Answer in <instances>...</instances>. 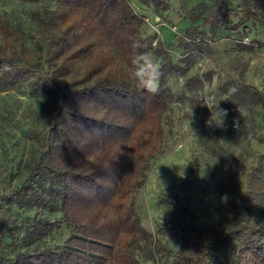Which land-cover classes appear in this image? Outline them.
<instances>
[{"label": "trees", "instance_id": "1", "mask_svg": "<svg viewBox=\"0 0 264 264\" xmlns=\"http://www.w3.org/2000/svg\"><path fill=\"white\" fill-rule=\"evenodd\" d=\"M140 1L159 15L170 7L169 0ZM53 5L30 11L34 47L21 24L0 11V89L30 85L51 106L48 123L34 132L37 154L26 162L23 182L0 199L58 211L69 229L62 243L40 244L55 223L35 218L13 264H138L134 249L140 240L160 256H171V264H264V150L247 170L239 202L226 196L236 224L226 229L218 219L191 225L176 250L169 249L141 224L134 194L148 159L163 146V120L174 96L167 79L184 75L187 66L175 62L159 39L152 46L154 36L141 31L145 17L129 0ZM185 15L189 25L179 39L195 41L203 27L212 35L218 28L238 31L248 22L264 25V0H199ZM255 44L264 47L255 36L239 47L250 50ZM155 58L160 63L150 70ZM194 83L201 85L202 78L185 80L189 87ZM230 95L234 106L264 102L247 84ZM256 140L264 143V134ZM228 171V185L236 187L244 171L237 157ZM3 233L0 211V242Z\"/></svg>", "mask_w": 264, "mask_h": 264}, {"label": "rangeland", "instance_id": "2", "mask_svg": "<svg viewBox=\"0 0 264 264\" xmlns=\"http://www.w3.org/2000/svg\"><path fill=\"white\" fill-rule=\"evenodd\" d=\"M54 1L33 4L0 0V11L8 21L21 24L28 45L34 47L37 32L30 11L37 7L53 9ZM129 1L145 17L141 31L154 36L152 46L159 39L175 62L187 66L184 75L174 74L167 79L174 96L163 120V146L148 159L134 194L145 230L174 251L191 225L204 227L220 219L226 229H231L238 220L226 196L232 195L233 202H239L245 192L247 170L255 163L258 152L264 150V143L256 140L258 134H264V102L252 108L234 106L230 93L236 86L247 84L264 99V47H239L240 41L250 43L254 36L264 42V25L248 22L238 31L218 28L212 35L203 27L202 36L195 41H182L179 37L189 25L186 10L199 0H169L170 7L160 15L153 13L152 5ZM155 60V64L160 63L159 58ZM154 66L157 64L149 69ZM190 76L201 77L202 84L189 87L185 80ZM218 102L219 108L228 111L224 128L206 124L212 112L205 104L215 112ZM50 107L48 98L34 94L30 85L0 89V196L23 182L26 162L37 154L34 132L48 123ZM234 118L239 120L237 128L233 126ZM235 157L244 167L236 187L228 185L226 179ZM0 211L4 219L0 264H13L15 254L26 247V234L33 228L35 218L55 223L38 240L40 244L62 243L69 236L58 211L37 204H8L2 199ZM136 246L138 264L172 263L171 256H160L144 240Z\"/></svg>", "mask_w": 264, "mask_h": 264}, {"label": "clouds", "instance_id": "3", "mask_svg": "<svg viewBox=\"0 0 264 264\" xmlns=\"http://www.w3.org/2000/svg\"><path fill=\"white\" fill-rule=\"evenodd\" d=\"M218 105H219V102L215 104L214 107H215L216 111L213 112L212 109L207 104H205V106H207L212 112V115H211L210 119L208 121H206V124L208 126H215L218 128H224L225 127V118L228 115V111H227V109L219 108ZM237 111L239 112L240 110L237 109ZM192 115L190 118V124L192 122ZM238 122H239V120L234 118L233 126L237 128Z\"/></svg>", "mask_w": 264, "mask_h": 264}]
</instances>
